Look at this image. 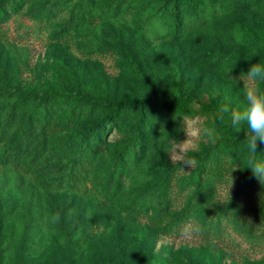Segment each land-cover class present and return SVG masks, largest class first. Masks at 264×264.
Segmentation results:
<instances>
[{
  "label": "rangeland",
  "instance_id": "374dc122",
  "mask_svg": "<svg viewBox=\"0 0 264 264\" xmlns=\"http://www.w3.org/2000/svg\"><path fill=\"white\" fill-rule=\"evenodd\" d=\"M175 2L0 0V264H264V183L231 125L264 0ZM52 92L72 96L48 119L23 103Z\"/></svg>",
  "mask_w": 264,
  "mask_h": 264
},
{
  "label": "clouds",
  "instance_id": "9594fccd",
  "mask_svg": "<svg viewBox=\"0 0 264 264\" xmlns=\"http://www.w3.org/2000/svg\"><path fill=\"white\" fill-rule=\"evenodd\" d=\"M240 88L243 104L240 108L231 110V125L234 129H243L244 143L247 151L252 157L249 160L248 169L260 184L264 183V160L255 159L258 145H264V89L259 85L264 82V64L260 62L250 64L246 73L239 77H232ZM226 110V109H225ZM207 129H202L196 121H191L184 128V139L176 141L173 157L177 162L184 163L189 167L195 165L196 161L187 158V153L197 147L201 134H207Z\"/></svg>",
  "mask_w": 264,
  "mask_h": 264
},
{
  "label": "trees",
  "instance_id": "16d2710c",
  "mask_svg": "<svg viewBox=\"0 0 264 264\" xmlns=\"http://www.w3.org/2000/svg\"><path fill=\"white\" fill-rule=\"evenodd\" d=\"M177 3V1L179 0H175ZM183 3H186L187 5H189L190 7H196V0H182ZM72 96L71 93H63V94H58L57 92H52V94H50V96H48V98H46L44 100V106H39V105H35L34 101L30 100L28 101V99H25L23 101V103H25V105L29 106L32 108V111L36 112V116L43 118V119H48L49 117H51V111L50 108L53 105H62L67 101V99ZM178 98H183V96L179 95ZM160 99L165 102L164 106L162 107V111H166V107H167V102L169 100L168 95H161ZM46 104V105H45ZM204 107L208 108L209 106L204 105ZM120 109V108H119ZM66 115L68 117V119H70V121H74L76 119H79L81 117V112H75L74 110H72V108H70L67 112ZM106 122H109L110 125H117L119 124V115L118 112H111L109 115H106L104 117H102L100 120H98L95 124L90 125L89 127L85 128L84 131L79 132L78 137L77 138L80 143V145H84V141L86 139H90L92 138L93 135L98 134V130L101 129L102 127L106 126ZM61 131L65 130L66 125H62L61 126ZM240 134L231 136V142H235L239 139ZM260 148V145H258V148ZM262 150V149H261ZM2 154H0L1 156ZM6 161L9 160V158H5Z\"/></svg>",
  "mask_w": 264,
  "mask_h": 264
}]
</instances>
